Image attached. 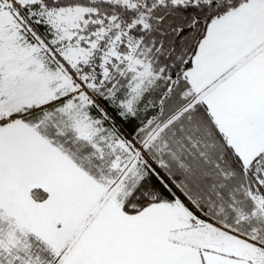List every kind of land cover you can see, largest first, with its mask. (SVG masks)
<instances>
[{"label": "snow or ice", "instance_id": "snow-or-ice-1", "mask_svg": "<svg viewBox=\"0 0 264 264\" xmlns=\"http://www.w3.org/2000/svg\"><path fill=\"white\" fill-rule=\"evenodd\" d=\"M0 264H264V0H0Z\"/></svg>", "mask_w": 264, "mask_h": 264}]
</instances>
